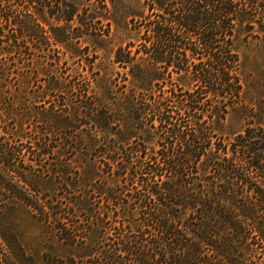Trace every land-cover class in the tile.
Here are the masks:
<instances>
[{"label": "trees", "instance_id": "16d2710c", "mask_svg": "<svg viewBox=\"0 0 264 264\" xmlns=\"http://www.w3.org/2000/svg\"><path fill=\"white\" fill-rule=\"evenodd\" d=\"M147 1L140 40L114 50L119 70L90 60L67 79L63 58L108 1L86 13L76 0H0V197L79 251L57 264H264V123L230 139L213 127L243 102L235 41L255 24L264 35V0ZM37 101L50 110L26 127L20 108ZM123 105L125 132L110 110Z\"/></svg>", "mask_w": 264, "mask_h": 264}, {"label": "rangeland", "instance_id": "374dc122", "mask_svg": "<svg viewBox=\"0 0 264 264\" xmlns=\"http://www.w3.org/2000/svg\"><path fill=\"white\" fill-rule=\"evenodd\" d=\"M76 1H79L82 5L85 4L86 13L89 12V9H94L91 6L93 0ZM107 1L111 7V12L106 11L105 17L100 16L92 23L90 31L92 33L90 35L87 33L82 35L80 43L77 44L80 45L82 51L75 58L67 57L68 60L66 61L63 58L58 73L60 77L70 79L77 72L85 75V69H88L86 63L90 60H95L96 64L108 63L119 70L111 60L116 47L120 44L125 45L130 41L137 42L140 40L139 33L144 32L143 23L148 21L152 15L149 2L147 0ZM93 5L100 6V4ZM97 10L99 13L103 12L102 14H105L103 6L97 8ZM83 17H86L83 22H87V15ZM79 25H74V32H77V26ZM259 30H261L260 26L255 24L254 29L250 31L240 29L237 34L235 45L242 61L243 102L237 108L231 110L226 115L225 120L213 125L217 131L216 133L222 135L224 139L233 138L236 133L243 131L249 121L254 122V124L264 123V35ZM82 31L87 32L84 29L78 32ZM58 50L55 54L62 55V52H58ZM46 58L45 52H41L38 56L41 61L46 60ZM98 69L99 65L94 67V70L97 71ZM41 76L45 78L44 75ZM80 78L82 77L80 76ZM33 79H37L36 73H33ZM44 83L43 79L42 81L37 80L36 85L31 87L30 92L37 93L40 90L37 84ZM27 106L30 108V118L26 119V127L35 126V124L40 125L41 123H36V121L41 115L48 113V110H50L48 104L37 101L33 104L24 105L20 108L21 111ZM81 108L85 110L83 107ZM117 108L121 111L118 128L124 129V132L125 130L128 131L132 126L129 107L127 105L111 106L110 110L113 111ZM81 118L84 122V117ZM116 127L113 130H116ZM153 135L152 139L155 143L157 135L155 133ZM153 143L149 145L151 148L147 149V152H154V156H158L155 155V152H157L159 145ZM36 168L37 173L46 174L44 173L45 168L40 166ZM24 172L27 171L24 170ZM29 179L32 184L37 185L49 195L55 192L54 185L41 182L33 177ZM131 181L132 179L127 180V182ZM133 186L136 185L131 182L126 185V188L130 190ZM5 198L0 197V264H57L59 258L61 260L80 254L73 247L60 241L55 231L33 215L23 203ZM137 220L140 221L139 218ZM81 251V254L87 253L85 250ZM75 259L77 264H87L89 260V258Z\"/></svg>", "mask_w": 264, "mask_h": 264}]
</instances>
